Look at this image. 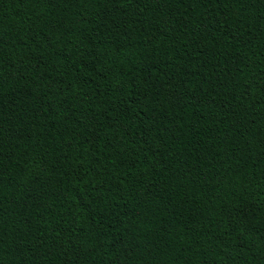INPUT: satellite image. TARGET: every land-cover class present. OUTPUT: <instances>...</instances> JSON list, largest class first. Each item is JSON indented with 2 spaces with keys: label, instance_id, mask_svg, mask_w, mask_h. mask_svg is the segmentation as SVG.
Here are the masks:
<instances>
[{
  "label": "trees",
  "instance_id": "trees-1",
  "mask_svg": "<svg viewBox=\"0 0 264 264\" xmlns=\"http://www.w3.org/2000/svg\"><path fill=\"white\" fill-rule=\"evenodd\" d=\"M0 264H264V0H0Z\"/></svg>",
  "mask_w": 264,
  "mask_h": 264
}]
</instances>
